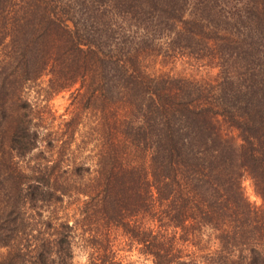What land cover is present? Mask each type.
<instances>
[{
    "label": "trees",
    "instance_id": "obj_1",
    "mask_svg": "<svg viewBox=\"0 0 264 264\" xmlns=\"http://www.w3.org/2000/svg\"><path fill=\"white\" fill-rule=\"evenodd\" d=\"M118 236L151 264H264V0H0V264H134Z\"/></svg>",
    "mask_w": 264,
    "mask_h": 264
},
{
    "label": "rangeland",
    "instance_id": "obj_2",
    "mask_svg": "<svg viewBox=\"0 0 264 264\" xmlns=\"http://www.w3.org/2000/svg\"><path fill=\"white\" fill-rule=\"evenodd\" d=\"M163 69L171 70V72L175 74L191 75H195L196 73L200 74L202 73V71H205V69L203 70L197 64L185 59H178L175 61V63L169 62L165 65V67H163ZM70 91L71 90L61 91L52 95L49 99L42 113L49 124V128L57 127L60 122L68 119L71 116L72 105L70 103L72 97L70 95ZM241 188L246 200L251 206L256 208L261 206L262 200L254 189L250 178L245 176L241 179ZM116 238V247L121 249L119 251V255L121 257H124L131 261L133 260L134 264H151L149 261L144 260L141 256H139L136 250L132 249L130 252L127 251V246L122 242V240H124L123 238H121L120 236ZM73 261L75 264H82L85 261V253L79 247L73 248Z\"/></svg>",
    "mask_w": 264,
    "mask_h": 264
}]
</instances>
